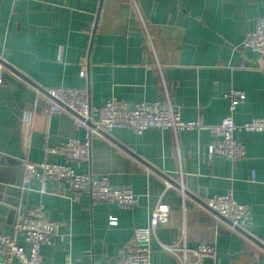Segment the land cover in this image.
Returning a JSON list of instances; mask_svg holds the SVG:
<instances>
[{
    "label": "crops",
    "instance_id": "0c3cea01",
    "mask_svg": "<svg viewBox=\"0 0 264 264\" xmlns=\"http://www.w3.org/2000/svg\"><path fill=\"white\" fill-rule=\"evenodd\" d=\"M263 15L264 0H0L6 67L0 83V234L13 237L17 211L42 204L60 224L52 243L41 248L42 262L125 264L138 247L134 229L146 226L161 203L169 216L150 242L151 264H179L161 244H177L183 231L188 248H215L216 257L199 264H264V133L235 131L246 153L242 160L208 157L224 117L238 125L264 118V58L240 47ZM33 85L84 88L96 106L112 97L130 106L167 98L183 120L209 128L140 134L114 128L91 139L89 161H72L46 152L44 144L82 142L84 131L68 113H50L49 99ZM231 91L245 96L234 111L226 97ZM26 161L106 176L113 187L137 194L139 204L125 210L87 194L75 202L67 181L49 180L46 194L37 180L22 189ZM215 195L248 207L251 240L201 209ZM111 217L116 224H109Z\"/></svg>",
    "mask_w": 264,
    "mask_h": 264
},
{
    "label": "built area",
    "instance_id": "2783aa9c",
    "mask_svg": "<svg viewBox=\"0 0 264 264\" xmlns=\"http://www.w3.org/2000/svg\"><path fill=\"white\" fill-rule=\"evenodd\" d=\"M240 47L264 58V15L257 19L254 28L246 34ZM4 68L6 67L0 60V83ZM81 75L83 76L84 72H81ZM35 89L49 99L50 113H68L72 117L74 126L84 131L82 142L68 139L61 146L51 147L47 143L44 144L43 148L46 152L63 154L72 161H89L91 139L105 137L114 128H127L136 134L150 128L170 129L175 133L209 128L197 120H183L178 109L167 98L165 101L142 102L136 106H130L126 101L112 97L103 105L96 106L90 102L87 90L84 88L40 89L35 87ZM226 97L230 102V111H234L237 104L245 99L244 94L239 91H231ZM217 128L221 139L208 147V157L221 156L234 162L244 159L246 155L242 144L234 138L235 131L264 133V118H252L238 125L228 116L222 119ZM254 179L255 175L251 173V180ZM34 180L40 183L38 191L42 194H46V184L49 180L67 181L73 190L72 200L75 202L79 201L82 194H87L91 201L113 203L125 210L139 204V196L132 190L113 187L106 176L94 178L88 174L77 173L65 164L45 162L36 165L28 161L24 162L22 189H29ZM165 185L166 188L172 186L168 182ZM200 207L224 224L229 231L251 240L247 234L250 217L247 206L237 203L229 195H215L200 203ZM168 216L169 208L158 203L150 213L148 224L134 229V241L138 247L128 252L125 264H151L150 242L155 236L156 227L166 223ZM109 224H116L115 219L109 218ZM13 227L15 230L13 237L0 234V264L15 262L47 264L41 261L40 251L42 246L50 245L58 235L60 224L47 217L44 206L36 205L27 212L18 210ZM18 240L27 245V250ZM185 240L183 231L177 244L161 245L166 252L177 257L179 264H199L203 258L216 257V251L212 245L203 244L190 249L186 246Z\"/></svg>",
    "mask_w": 264,
    "mask_h": 264
}]
</instances>
